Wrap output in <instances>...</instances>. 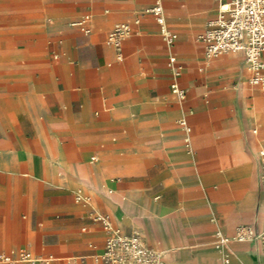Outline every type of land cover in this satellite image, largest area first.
I'll list each match as a JSON object with an SVG mask.
<instances>
[{"label": "crops", "instance_id": "crops-1", "mask_svg": "<svg viewBox=\"0 0 264 264\" xmlns=\"http://www.w3.org/2000/svg\"><path fill=\"white\" fill-rule=\"evenodd\" d=\"M155 1L0 0V252L95 258L100 214L164 264H264L260 243L213 240L261 227L264 90L241 53L206 58L217 2L161 0L168 47ZM85 15L89 34L72 26ZM135 18L118 58L107 35Z\"/></svg>", "mask_w": 264, "mask_h": 264}, {"label": "built area", "instance_id": "built-area-1", "mask_svg": "<svg viewBox=\"0 0 264 264\" xmlns=\"http://www.w3.org/2000/svg\"><path fill=\"white\" fill-rule=\"evenodd\" d=\"M214 1L218 4V16L207 22L203 34L199 37V41L204 45L206 58L241 53L248 70V84L264 90V0ZM145 13L153 17L159 26L163 41L168 47H172L174 39L165 23L161 0H156L152 6L146 9ZM91 20L90 15H85L72 23V26L84 34H89ZM139 23V18H135L132 24L119 23L108 33L106 43L116 49L118 58H120L119 51L122 42L132 35L133 26H137ZM169 63L176 64L173 55L170 56ZM170 89L180 102L185 100L186 93L178 84L173 83ZM178 125L185 132L189 131L186 120H179ZM252 133H255L254 129ZM258 161L260 188L264 194V146L260 147L258 151ZM262 210H264V201H262ZM92 219L101 224L106 232L103 251L95 257L100 260L101 264H164L162 252L146 246L138 235H123L112 226L108 216L96 214ZM214 237L216 248L220 251L224 250L231 242L252 241L260 243L262 251H264V214H262L261 227L242 225L235 230L231 238L224 236L221 231H217ZM19 258L23 263H39L28 253H21ZM224 262L228 263V257L225 254Z\"/></svg>", "mask_w": 264, "mask_h": 264}, {"label": "rangeland", "instance_id": "rangeland-1", "mask_svg": "<svg viewBox=\"0 0 264 264\" xmlns=\"http://www.w3.org/2000/svg\"><path fill=\"white\" fill-rule=\"evenodd\" d=\"M80 202L82 204H84V203L87 204L88 203L86 201L85 202L80 201ZM93 217H95V215L92 216V218ZM213 240L215 241V237L214 236H213ZM21 253H25V254L28 253V254H30L31 258H37V254H35L33 251H31L29 249L28 245H26L25 247L18 248V249H13V250L8 249L6 252L1 251L0 252V264H31V263H23V262H21L19 260L20 259L19 255ZM97 254L100 255L101 252L99 251ZM4 257H9L10 260L8 262H3ZM42 257H44V256H42ZM65 263H68V262H63V264H65ZM33 264H61V263L60 262H55V263H53V262H50V263L40 262V263H33ZM75 264H100V260L99 259L97 260L95 258H90L89 257V258H86V259H77Z\"/></svg>", "mask_w": 264, "mask_h": 264}, {"label": "bare ground", "instance_id": "bare-ground-1", "mask_svg": "<svg viewBox=\"0 0 264 264\" xmlns=\"http://www.w3.org/2000/svg\"><path fill=\"white\" fill-rule=\"evenodd\" d=\"M246 70H247V69H246ZM247 74H248V70H247ZM82 198H83L84 201L90 203V202H89L90 198H88V197H82ZM215 248H216V245H215ZM36 259H37L36 261H38L39 263H40V262H47V263H50V262L53 261V260H51V259H43V258H36ZM1 260H2V259H1ZM9 260H10L9 257H4L3 262H8ZM60 261H67L69 264H74L72 259H66V260H60Z\"/></svg>", "mask_w": 264, "mask_h": 264}]
</instances>
